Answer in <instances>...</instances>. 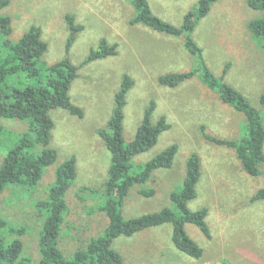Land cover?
I'll return each mask as SVG.
<instances>
[{"label": "rangeland", "instance_id": "374dc122", "mask_svg": "<svg viewBox=\"0 0 264 264\" xmlns=\"http://www.w3.org/2000/svg\"><path fill=\"white\" fill-rule=\"evenodd\" d=\"M154 14L180 26L184 14L198 0H148ZM248 0H217L207 15L199 19L192 38L202 49L210 71L238 89L252 106L261 110L258 99L264 89V47L253 37L248 22L263 17L264 11L248 5ZM2 14L11 18L10 40H18L31 26L39 27L47 49L42 64H52L67 56L77 66V77L71 82L69 96L79 106L82 116L55 108L49 110L53 120L49 146L57 151L53 165L47 167L36 188L28 191L11 187L0 193V214L13 225H21L23 253L33 261L39 259L38 237L43 216L35 200L44 199L57 166L75 157L76 176L65 193L68 211L58 236V246L66 257L100 234L107 225L102 212L88 213L108 175L110 153L99 129L107 127L114 107V95L122 77L133 81L126 93L123 108V137L130 141L140 124L144 110L155 102L151 120L164 117L169 128L163 131L148 151L136 155L144 163L171 144L177 152L169 168H160L143 185L131 188L122 207L125 217L139 216L172 206L170 193L182 181L185 160L195 152L200 157L201 177L197 196L188 202L190 209H208L206 222L210 237L193 224H186L189 236L203 249L195 259L178 250L171 240L172 225L149 227L134 235L118 236L112 246L126 264H264V199L251 201L264 188V172L246 173L235 150L206 141L208 134L225 139H239L245 132L244 115L222 102L215 91L202 83L198 75L175 87L162 86L158 76L188 71L196 66L184 47L182 37H173L142 24H131L134 7L127 0H9ZM67 13L83 25L66 53L69 29ZM104 38L117 44V53L81 64L91 49ZM9 132L0 136V165L14 144L17 134L26 130L21 119L0 118ZM264 171V166H262ZM82 188H88L82 193ZM153 188L144 197L138 190ZM77 194L85 200L78 199Z\"/></svg>", "mask_w": 264, "mask_h": 264}, {"label": "trees", "instance_id": "16d2710c", "mask_svg": "<svg viewBox=\"0 0 264 264\" xmlns=\"http://www.w3.org/2000/svg\"><path fill=\"white\" fill-rule=\"evenodd\" d=\"M134 7L131 24H142L155 31L173 37H182L185 49L195 57L196 66L188 71L169 72L158 76L162 86L175 87L185 80L198 75L203 84L218 94L219 99L241 112L246 120L245 132L239 139L219 138L200 128L202 137L211 143L233 148L242 169L253 176L261 174L264 166V119L262 112L252 106L248 99L235 87L223 79V74L216 77L207 66L202 49L192 38V33L199 19L210 11L217 0H198L183 16L180 26L154 14L148 0H127ZM248 5L264 11V0H248ZM9 0H0V118L21 119L27 124L26 130L17 134L14 144L4 156L0 165V193L11 187L22 188L29 192L34 190L41 180L45 169L53 165L57 151L50 147V134L53 120L49 110L61 108L71 115L82 116V109L71 102L69 89L77 77V66L65 56L52 64H42L41 57L47 49L41 37L39 27L31 26L18 40L12 41L11 18L2 14ZM69 35L66 53L76 35L83 30V25L75 23V16L65 15ZM248 29L264 47V16L253 18L248 22ZM117 44H109L104 38L95 49H91L81 64L95 59L115 55ZM133 81L129 75L122 77L120 86L114 95V107L107 127L99 129L110 153L108 175L103 184L102 193H98L88 213L102 212L107 217L103 231L91 236L83 246L76 248L66 257L58 246V236L64 223L68 205L65 193L76 176L75 157L71 156L54 171L47 196L35 200V208L43 216L39 230V259L33 261L23 253L21 236L26 228L13 225L0 214V264H126L122 255L112 246L118 236L130 237L149 227L170 223L171 240L181 252L199 259L203 249L186 231L190 223L206 236L210 231L206 222L208 209L201 207L192 210L188 202L197 196L196 185L201 177L200 157L192 152L185 160V174L181 183L171 191L172 206H165L157 211L139 216L125 217L122 207L132 187L149 181L155 170L169 168L177 152V145L171 144L144 163H135L133 158L153 147L159 135L169 128L164 117L156 122L151 120L155 102L151 101L144 110L134 137L126 141L123 137V108L126 93ZM258 104L264 108V89ZM9 133L0 122V136ZM88 188H82L84 191ZM144 197L152 196L153 188L138 190ZM78 199L85 200L77 194ZM264 199V188L258 189L251 201Z\"/></svg>", "mask_w": 264, "mask_h": 264}]
</instances>
